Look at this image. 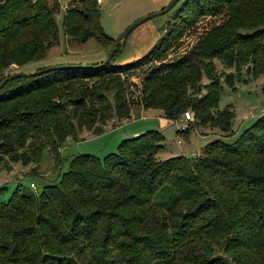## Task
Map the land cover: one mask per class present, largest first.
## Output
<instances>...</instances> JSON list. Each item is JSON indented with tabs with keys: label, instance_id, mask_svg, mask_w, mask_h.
I'll list each match as a JSON object with an SVG mask.
<instances>
[{
	"label": "trees",
	"instance_id": "obj_1",
	"mask_svg": "<svg viewBox=\"0 0 264 264\" xmlns=\"http://www.w3.org/2000/svg\"><path fill=\"white\" fill-rule=\"evenodd\" d=\"M74 2L63 9L64 36L77 44L94 38L111 50L96 1ZM57 8V0H0L1 78L58 43ZM177 12L182 15L170 32L132 64L112 65L118 47L100 68L6 82L0 168L38 164L44 149L59 168L67 139L79 141L83 131L99 136L108 121L128 120L135 105L157 109L170 122L190 111L195 123L184 131L210 125L227 132L234 116L215 111L223 76L212 60L237 72L249 58L263 66L264 0H186ZM203 77L208 85L202 87ZM224 80L233 87L232 74ZM162 140L147 131L123 139L103 161L75 156L59 182L37 195L17 187L0 203V264H58L72 257L107 264L108 256L110 264H264V113L233 142L214 141L197 158L157 160ZM119 213L132 215L117 220ZM164 220L170 231L159 227ZM161 246L174 249L173 256Z\"/></svg>",
	"mask_w": 264,
	"mask_h": 264
},
{
	"label": "rangeland",
	"instance_id": "obj_2",
	"mask_svg": "<svg viewBox=\"0 0 264 264\" xmlns=\"http://www.w3.org/2000/svg\"><path fill=\"white\" fill-rule=\"evenodd\" d=\"M57 1L58 8L53 11V16L59 30L58 43L51 46L42 59L18 67L13 65L4 71L2 76L6 77L13 73H34L47 67L63 64H99L106 59L110 49L100 45L96 39L91 38L83 44H77L64 36L62 30L63 9L70 1L75 5L78 4L74 0ZM185 1L179 0L167 13L149 18L136 26L125 38L112 65L132 64L143 58L159 42L160 38H164L170 32L177 21L176 18L182 15L178 14L177 11ZM96 7L100 11V22L104 33L114 42L129 25L158 11L151 8L150 0H105L97 4ZM260 41L263 39L260 38ZM175 56V53L169 55L168 59H173ZM212 62L218 76H223L219 79L221 91L215 111L227 109L232 111L234 116L227 132H222L210 125H197L189 131L180 129L184 132L178 133L179 129L176 123L179 124L181 118L176 123L170 122L164 119L157 109H144L135 105L131 109V116L128 120L119 122L113 119L108 121L101 135L93 137L88 132L83 131L79 141L67 139L60 150V155L64 161L59 168L54 167V161L47 149L42 151L38 164L22 165L17 162L11 164L9 170L0 168V203L7 204L17 187L37 195L46 185L58 183L62 173L68 170L69 161L75 156L89 154L103 161L108 154L116 152L123 139L147 131H156L163 137L160 142L161 148L155 153L157 160H165L179 155L197 158L201 155L204 147L214 141L233 142L242 131L255 122L258 116L264 113V64L261 68L255 67L252 59L249 58L239 63V72H237L234 67H226L217 59H213ZM247 69L248 72H246ZM229 74L233 75V87H230L224 80V77ZM2 78L0 77V80ZM139 78H132V82L138 85ZM201 85L202 87L208 85V80L205 77L202 78ZM202 93H204V89H202ZM131 215L132 213H119L116 215V219L125 220ZM106 220L108 219L101 221L107 224ZM177 221V219L174 220V222ZM163 222L165 225L159 227L165 231H170V224H167V220ZM127 226V222H123L121 227ZM161 247L162 250L170 253V257L173 256L174 249L170 246L168 248ZM110 253L112 252L109 250L107 255ZM111 259V256H108L107 264H110ZM53 263L87 264L82 260H76L75 257ZM145 264H156V262L151 259Z\"/></svg>",
	"mask_w": 264,
	"mask_h": 264
},
{
	"label": "water",
	"instance_id": "obj_3",
	"mask_svg": "<svg viewBox=\"0 0 264 264\" xmlns=\"http://www.w3.org/2000/svg\"><path fill=\"white\" fill-rule=\"evenodd\" d=\"M179 0H170L163 8H161L160 10L156 11L155 13H152L146 17H143L139 20H137L136 22L132 23L131 25H129L123 32L122 34L117 38V40L114 42V45L112 46L111 50L109 51L106 59L99 63L98 65L94 66V68H100L103 67L107 64H109L112 60V56L114 54V52L116 51V49L118 47H121L123 45V42L125 40V38L128 36V34L139 24H141L142 22L146 21L149 18H152L154 16L157 15H163L165 13H167L168 11H170L178 2ZM73 68H91L90 66H86V65H55V66H51V67H47L45 69H42L38 72H34V73H27V74H23V73H13L10 75H7L6 77H4L1 81H0V88L8 81L13 80L15 78H20V77H30V76H36V75H40L52 70H60V69H73ZM248 72V69L247 71Z\"/></svg>",
	"mask_w": 264,
	"mask_h": 264
},
{
	"label": "built area",
	"instance_id": "obj_4",
	"mask_svg": "<svg viewBox=\"0 0 264 264\" xmlns=\"http://www.w3.org/2000/svg\"><path fill=\"white\" fill-rule=\"evenodd\" d=\"M47 1H49V0H47ZM95 1H96L97 4H99V3H101L102 1H105V0H95ZM179 122H180L179 124H177L176 122H174V123H176L177 128L179 130L180 129L184 130L187 127H189V125H192L193 123H195V118H194L193 114L190 111H187V112H185L182 115V117H181Z\"/></svg>",
	"mask_w": 264,
	"mask_h": 264
},
{
	"label": "crops",
	"instance_id": "obj_5",
	"mask_svg": "<svg viewBox=\"0 0 264 264\" xmlns=\"http://www.w3.org/2000/svg\"><path fill=\"white\" fill-rule=\"evenodd\" d=\"M170 0H150L151 8L155 10H160L163 8ZM118 127V126H117ZM82 134V133H81ZM80 134V135H81ZM80 137V136H79Z\"/></svg>",
	"mask_w": 264,
	"mask_h": 264
}]
</instances>
